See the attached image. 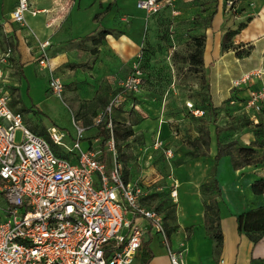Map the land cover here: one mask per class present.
Returning <instances> with one entry per match:
<instances>
[{"label":"rangeland","instance_id":"rangeland-1","mask_svg":"<svg viewBox=\"0 0 264 264\" xmlns=\"http://www.w3.org/2000/svg\"><path fill=\"white\" fill-rule=\"evenodd\" d=\"M125 1V4H118V0H114L110 3L111 11L99 12L95 17H106L103 21L108 26L102 25L101 28H107L114 38L118 40L119 35L124 33L134 43L125 39L126 47L123 46L120 52L116 47L118 42L109 41L107 35L99 43L92 41V64L76 62L71 66L77 69L76 80L64 82L52 70L64 82L65 90L73 92H64L65 96L60 99L47 91L52 101L48 105L54 106L59 115L68 113V122L72 121V115L75 122L86 127L85 139L80 141V146L84 141L93 140L90 150L100 156L106 154L108 163L111 161L109 149L107 144L102 146V136L98 132L104 123L109 132L112 130L123 177L141 186L144 204L162 215L169 245L172 246L178 238L179 244L182 243L179 248L186 253L184 242L194 228L204 222L209 199L214 197L220 200L211 185L203 186L217 171L214 163L215 126L220 129L219 139L222 142L235 140L236 146L255 149L253 157L256 160L237 169L231 165L241 185L251 188L254 180L264 178V116L259 117L258 121V116L264 110L259 112L247 104L253 72H244L246 81L234 86L227 94L226 88L232 84V80L228 78L227 85L218 84L220 76L217 71H212L209 81L212 80L213 86H210L204 65L195 68L188 64V54L194 49L193 37L202 35L200 28L207 24L201 18L200 11L192 9L195 6L193 0H159L160 10L152 15L136 10L134 0ZM68 2L72 3V0L60 1V11ZM252 15L248 13L242 21H248ZM99 31L92 36L96 38ZM0 41L1 45L5 44L1 28ZM242 47L239 53L246 55L250 47L245 44ZM88 68H92L90 74ZM49 73L46 81L49 80ZM243 74L239 71L240 76ZM135 75L140 78L136 90L121 86ZM239 75L233 78L239 79ZM17 79H4L0 86L9 92L11 108L22 113L25 124L45 138V130L52 126L63 131L49 112L25 105L30 97L26 89L23 95L14 85ZM13 87L16 88L14 93ZM221 88L224 94L218 91ZM115 95H120V110H117V106L108 109ZM63 102L68 109L62 106L65 105ZM187 102L193 103L194 108L204 110V114H194L187 107ZM261 104L264 105V98ZM98 115H101L99 122ZM115 125L131 128L132 134L126 138L116 135L113 130ZM204 128H208L210 133L208 147L202 140ZM63 140L72 146L73 140ZM195 146L205 155L193 157L191 151ZM221 158H226V163L230 160L228 155ZM226 163L221 167L222 171L219 169V175L228 184ZM3 207L0 199V214ZM262 215L261 223L264 222ZM204 227L210 235L206 224Z\"/></svg>","mask_w":264,"mask_h":264},{"label":"built area","instance_id":"built-area-1","mask_svg":"<svg viewBox=\"0 0 264 264\" xmlns=\"http://www.w3.org/2000/svg\"><path fill=\"white\" fill-rule=\"evenodd\" d=\"M225 4L230 9L231 1ZM136 6L151 15L160 10L159 0H137ZM28 10V0H17L11 19L26 25ZM48 44L47 40L39 44L37 61L50 71ZM10 54L9 47L0 51V82ZM246 78L241 75L234 86ZM139 81L135 75L121 86L136 90ZM47 88L63 97V82L52 72ZM248 91L247 104L257 109L264 88ZM10 103L9 92L0 86V191L5 201L0 214V264H134L148 230L162 237L170 264H187L186 253L169 245L162 215L142 202L141 186L124 180L112 130L106 139L108 164L81 148L85 127L78 122L68 146L62 140L65 134L55 126L47 130L46 138L29 129ZM119 104L120 95H115L108 109ZM186 105L194 114L203 113L191 102ZM100 119L98 115L97 122Z\"/></svg>","mask_w":264,"mask_h":264},{"label":"crops","instance_id":"crops-1","mask_svg":"<svg viewBox=\"0 0 264 264\" xmlns=\"http://www.w3.org/2000/svg\"><path fill=\"white\" fill-rule=\"evenodd\" d=\"M28 1L30 10L24 13L26 25H20L13 21L10 16L17 0H0V28L5 36V44L1 45L0 41V51H4L8 47L11 48L10 57L2 65L4 79H16L18 77L17 81H20H14V85L18 86L23 95L26 89L31 100H26L25 105L42 112H49L52 117L57 119L56 123L63 129L62 132L65 135L62 140L72 141L75 138V121L71 115L72 121L68 122V113L59 115L54 106L48 105L52 101L51 97L48 96L49 93H47L49 91L47 88L48 81L45 77L48 72L51 73L53 70L55 75H58L64 82L71 80L73 82L78 77L77 69L71 68L73 63L89 62L92 64V41L95 42L92 35L101 30L102 25L108 26L103 21L106 17L97 19L95 15L102 11H111L110 3L114 0H72V3H66L63 11L59 9L62 0ZM135 2L136 0H134L136 10L145 11L138 8ZM119 3L125 4L126 1L118 0ZM193 3L195 6L192 9L199 10L201 18L207 22L205 26L200 28L202 34L205 35L202 57L207 83L213 86L211 85L212 80H209L212 71H217L220 76L217 80L218 84L221 82L227 85V79L232 80V84L226 88L227 94H229L228 91L234 87L233 81L236 80L233 77H237L239 71L243 74L249 70V72L254 73L251 78L253 84L250 88H264V0H241L236 5L237 11L235 12H231L226 7L224 0H193ZM31 10H36V12L32 13ZM248 13L253 15L248 21H242ZM240 23H243L244 27L232 36V47L223 48L224 33L227 30L236 29ZM106 35L109 41L111 39V41L118 42L116 47L120 52L123 51V46L126 47L125 39L134 43L133 39L124 33L119 35L118 40L112 36L114 34L110 31ZM46 40L49 42L46 50L50 57V71L41 67L37 61L39 44ZM242 44L250 47V51L246 55L237 54L243 49ZM122 56L126 58L124 55ZM87 71L90 74L92 68H88ZM228 72L230 74H226ZM15 89V87L12 88V93L15 92ZM66 91L67 93L73 92V90H65L64 88L63 97ZM218 91L224 94V89L221 88ZM63 104L65 103L63 102ZM62 106L67 108L66 104ZM22 121L27 126L23 116ZM85 132L86 127L81 140L85 139ZM45 134L47 137V130H45ZM92 141L82 142L81 148L90 150ZM63 143L67 145L64 140ZM225 160L226 158H221L217 162L215 174L220 187L218 213L222 233L221 246L215 249L214 240L207 233L204 227L205 223L202 222L194 228L192 234L184 242L186 245V263L264 264L263 233L257 240H253L249 233L255 229L246 230L238 226V217L242 216V219L245 220L250 211L256 210L264 204V194H254L250 187L242 186L241 180L235 175V169L232 168L230 160V163H226ZM224 163L227 165L225 175L229 177L228 184H225L224 178H220L219 175V169ZM1 185L0 182V188ZM0 199L5 205L1 191ZM142 240V246L134 259V264H170L167 248L158 233L148 230L143 235ZM174 241L171 247L177 249L180 241L178 238L175 243Z\"/></svg>","mask_w":264,"mask_h":264},{"label":"trees","instance_id":"trees-1","mask_svg":"<svg viewBox=\"0 0 264 264\" xmlns=\"http://www.w3.org/2000/svg\"><path fill=\"white\" fill-rule=\"evenodd\" d=\"M226 1L228 0H224L225 3ZM230 1L232 4L229 10H231V12L237 11L236 5L241 0H230ZM243 27H244V24L242 23L234 30H227L224 33L223 38H222V47L226 49L232 47V44H231L232 36L238 33L240 29H242ZM107 33H109L108 29H102L98 32V36L96 38L94 37L93 40L96 43H98L101 40V38H103ZM204 41H205L204 34L193 37L194 49L190 51L187 57V61L190 66L195 67V68H200L203 66L202 55H203ZM237 54L241 55V53L239 52ZM197 71H200V69H197ZM202 101L204 102L205 99L203 98ZM261 103L262 101L260 102V105L258 106V108L257 109L255 108V110L257 111L259 110V112L264 110L263 108L264 105ZM116 108L117 110H120V107L118 105ZM193 109H199V108H194V104H193ZM199 110H202V109H199ZM202 111H203L202 114H204V110ZM261 116H264V113L258 116V121H259V117ZM113 130L114 132H116V135L120 134L123 136V138H126L132 134V129L129 127L121 128L119 127V125H115ZM219 134H220V129L217 126H215V138H216L215 140L216 141V152L214 154L215 165L217 164V162L223 155L229 156L230 162L235 169L238 168V166L247 165V164H250L251 161L256 160L253 157L256 152L253 147L236 146L237 141L235 140H232L229 142H222L219 139ZM98 135L102 136V142H101L102 146L105 145L106 139L109 138L110 136L107 128L105 127V123L102 124V126L100 127ZM202 140H203V143L206 145V147L210 145L211 138H210V133H209L208 128H204L203 133H202ZM262 147H264V143ZM191 155L193 157H197V156L205 155V153L200 152L198 149V146H195L194 149L191 151ZM101 159L105 162L108 161L106 154H102ZM124 180L127 181L125 177H124ZM207 185L208 186L211 185V187L217 193V195L220 194V187L218 185V181L215 176L206 185L204 184L203 186H207ZM251 191L254 194H262V193L264 194V178H258L254 180L251 183ZM263 209H264V204L258 207L256 210L250 211L246 215L245 220L242 219V216L238 217L239 228L241 229L244 228L246 230L255 229L251 231V233H249V236L253 240H257L258 237H260L262 233H264V222L262 223L260 222V219L263 216L262 214H264ZM218 211L219 209H218L217 199L214 197L210 198L206 211L204 213V217H205L204 223L207 225V228L210 230V235L215 242V249H218L222 243V233L220 231ZM257 214H261V215H257ZM169 232L170 230H168V233Z\"/></svg>","mask_w":264,"mask_h":264}]
</instances>
